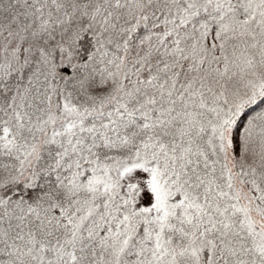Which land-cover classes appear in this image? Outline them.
Here are the masks:
<instances>
[{
  "label": "snow or ice",
  "instance_id": "1",
  "mask_svg": "<svg viewBox=\"0 0 264 264\" xmlns=\"http://www.w3.org/2000/svg\"><path fill=\"white\" fill-rule=\"evenodd\" d=\"M0 264H264V0H0Z\"/></svg>",
  "mask_w": 264,
  "mask_h": 264
}]
</instances>
